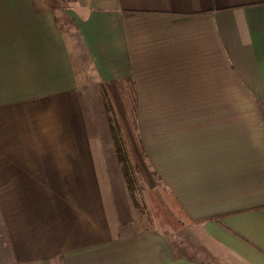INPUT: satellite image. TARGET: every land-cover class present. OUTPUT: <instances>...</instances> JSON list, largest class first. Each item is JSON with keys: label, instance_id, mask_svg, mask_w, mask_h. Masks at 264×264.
<instances>
[{"label": "crops", "instance_id": "obj_1", "mask_svg": "<svg viewBox=\"0 0 264 264\" xmlns=\"http://www.w3.org/2000/svg\"><path fill=\"white\" fill-rule=\"evenodd\" d=\"M124 80L177 231L135 228ZM0 234L1 264H264V0H0Z\"/></svg>", "mask_w": 264, "mask_h": 264}, {"label": "trees", "instance_id": "obj_2", "mask_svg": "<svg viewBox=\"0 0 264 264\" xmlns=\"http://www.w3.org/2000/svg\"><path fill=\"white\" fill-rule=\"evenodd\" d=\"M115 86L119 92L120 98L123 102V105L126 109V114L130 117H127L128 124L131 125V133L133 135L136 148L141 157H143L142 149L139 144L137 129H136V117H135V98L133 86L129 80L119 81L115 83ZM127 86V88H126ZM125 88V89H124ZM102 99L105 107V112L107 115L108 127L112 137L113 146L117 161L119 163L121 175L128 191L131 202L134 201V193L136 191V180L141 178L139 173V168L137 166L135 155L133 149L131 148L130 140L128 134L126 133V129L123 121L118 116L114 102L109 94V90L106 84L100 85ZM126 98H129L128 104L130 107H127ZM163 188V187H162ZM164 189V188H163ZM165 190V189H164ZM169 196V195H168ZM173 201L172 205L179 214V217L185 222H192L177 206L175 198L171 195ZM154 198V197H153ZM155 207H157L158 211H160L167 224L173 226L175 229L179 228L176 220L169 215L168 209L164 207L163 200L158 199V197L154 198ZM165 202V201H164ZM216 220V218H213ZM208 219H201L194 221L195 224L203 223Z\"/></svg>", "mask_w": 264, "mask_h": 264}, {"label": "rangeland", "instance_id": "obj_3", "mask_svg": "<svg viewBox=\"0 0 264 264\" xmlns=\"http://www.w3.org/2000/svg\"><path fill=\"white\" fill-rule=\"evenodd\" d=\"M127 88V86H126ZM125 89V88H124ZM113 102L116 100L117 106L115 105L116 112L120 119L123 121L126 133L128 134L131 148L133 149L136 164L139 168V173L141 178L136 180V191L134 193V201L133 205V216L136 220L135 228H148V229H156V230H174L177 231L186 225L191 224V222H185L180 217L179 214L175 211L171 200L173 201L171 195L164 190L156 177H154L150 171L145 167L143 160L140 158L138 150L135 145V141L133 135L131 133V125H129L127 121V117L130 116L126 114L125 106L120 98L119 92L115 93V99H112ZM127 104L129 102V98L125 99ZM127 107H130L128 104ZM169 195V196H168ZM158 197V199L163 200L164 207L168 209L169 215H171L178 223L177 229L173 226H170L166 223L165 218L163 216V212L158 211L157 207H155L154 198ZM165 201V202H164ZM3 242V235L0 234V246ZM1 257H3V250L0 253ZM1 264V262H0Z\"/></svg>", "mask_w": 264, "mask_h": 264}]
</instances>
